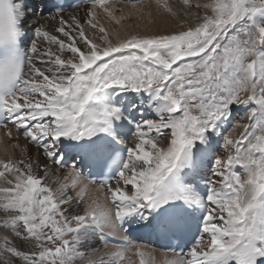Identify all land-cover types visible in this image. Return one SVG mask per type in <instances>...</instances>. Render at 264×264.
Returning <instances> with one entry per match:
<instances>
[{"label": "snow or ice", "instance_id": "obj_1", "mask_svg": "<svg viewBox=\"0 0 264 264\" xmlns=\"http://www.w3.org/2000/svg\"><path fill=\"white\" fill-rule=\"evenodd\" d=\"M87 2L84 17L46 5L50 31L28 0H0V129L19 150L0 160V264H75L132 232L163 264H264V0H155L178 27L145 34ZM130 252L159 264L126 238L87 264Z\"/></svg>", "mask_w": 264, "mask_h": 264}, {"label": "bare ground", "instance_id": "obj_2", "mask_svg": "<svg viewBox=\"0 0 264 264\" xmlns=\"http://www.w3.org/2000/svg\"><path fill=\"white\" fill-rule=\"evenodd\" d=\"M193 4L199 2V0H191ZM201 2V1H200ZM109 4H115L116 8L123 9V13L120 11L116 12L117 16H120L121 14L127 16L129 12H132V18L126 19L122 21V24L125 25V28L127 31L130 32H139L140 34H145L147 32H159L163 33L166 31L172 30L174 27H178L173 20L168 18L165 14H161L157 12L156 6H155V0H138L135 2H128L126 0H108ZM169 3H172L177 9H180L182 7V0L179 3L177 0H169ZM136 4L137 9L140 8L141 5L150 6L145 7L143 9V13H137L136 9L132 8V5ZM91 7V5H84L80 6L78 8L68 10L64 14L67 16L69 13H78L81 17H84L86 8ZM97 11V17L98 19L105 25V27L109 30V32L113 31L114 28L119 29V26L115 25L114 22H111L108 20V18L104 15L102 9H96ZM151 11V17L148 16V12ZM33 22L39 21V23L44 24L45 27H47L50 31H54L55 27L58 26V22L52 21L50 18H43V17H37L32 19ZM173 21V22H172ZM87 31V28H86ZM121 34H124V30H120ZM89 35H92L91 32H89ZM241 114L236 115V120L240 118ZM241 123H244L246 121H240ZM15 136V132L13 133ZM15 140H9L7 136L4 134V130L0 129V160H8L13 159L15 160L19 156V150L13 149L12 145L15 143ZM19 143L23 146L26 142L24 141L23 137L21 136L19 139ZM29 148V154L35 158L36 157V149L28 145ZM222 154V153H221ZM43 159V157H41ZM71 168V163H69V166L66 169L63 170H57L54 166L51 168V174L47 177V183L52 184L53 187H56V181L60 180L63 181L65 175L68 173V171ZM40 175H43V172L39 173ZM96 185H90L89 186V195H95L96 194ZM130 187V186H129ZM75 195V192L72 193ZM3 220V215L0 214V221ZM5 229L0 227V235H3L5 233ZM107 242L101 241L99 237L95 238V242L91 245H85L82 247V251L89 252L91 249H96V253L93 256H85V260L83 259L82 263L80 260L79 262H75V264H87L89 259L95 260L100 258L104 253L114 250V247L107 243V247L105 246ZM148 245V244H147ZM149 250H152L154 247L148 245ZM155 249V257L159 264H163V260L166 258L165 253L160 249ZM126 264H139V257L135 256L134 253L130 252L128 254V258L126 260Z\"/></svg>", "mask_w": 264, "mask_h": 264}, {"label": "rangeland", "instance_id": "obj_3", "mask_svg": "<svg viewBox=\"0 0 264 264\" xmlns=\"http://www.w3.org/2000/svg\"><path fill=\"white\" fill-rule=\"evenodd\" d=\"M179 3L181 2V0H177ZM201 1V2H200ZM205 2V0H199V3H204ZM173 22V21H172ZM178 26V25H177ZM238 120V119H237ZM87 256V255H86ZM86 258V257H85ZM85 258H84V260H85ZM82 263H84L83 262V260H80ZM77 262H79V259L77 260Z\"/></svg>", "mask_w": 264, "mask_h": 264}]
</instances>
